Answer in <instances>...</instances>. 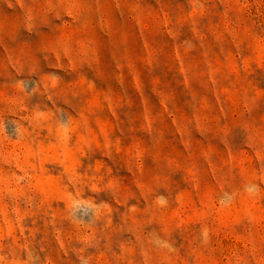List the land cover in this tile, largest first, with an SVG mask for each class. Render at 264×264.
Listing matches in <instances>:
<instances>
[{"label":"rangeland","instance_id":"1","mask_svg":"<svg viewBox=\"0 0 264 264\" xmlns=\"http://www.w3.org/2000/svg\"><path fill=\"white\" fill-rule=\"evenodd\" d=\"M0 264H264V0H0Z\"/></svg>","mask_w":264,"mask_h":264}]
</instances>
